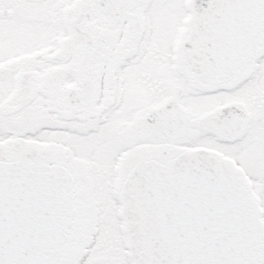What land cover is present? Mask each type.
Returning <instances> with one entry per match:
<instances>
[{"label": "snow or ice", "instance_id": "snow-or-ice-1", "mask_svg": "<svg viewBox=\"0 0 264 264\" xmlns=\"http://www.w3.org/2000/svg\"><path fill=\"white\" fill-rule=\"evenodd\" d=\"M0 264H264V0H0Z\"/></svg>", "mask_w": 264, "mask_h": 264}]
</instances>
